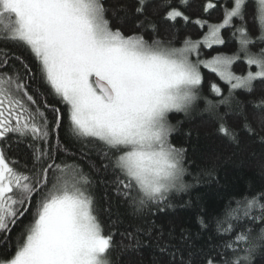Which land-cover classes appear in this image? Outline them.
I'll return each mask as SVG.
<instances>
[{
  "label": "snow or ice",
  "instance_id": "snow-or-ice-1",
  "mask_svg": "<svg viewBox=\"0 0 264 264\" xmlns=\"http://www.w3.org/2000/svg\"><path fill=\"white\" fill-rule=\"evenodd\" d=\"M187 3L120 0L110 7L108 0H0V40L24 45L36 63L34 70L22 57L0 50V245L12 249L0 256V264H119L114 253L139 246V233H127V243L116 242L112 227L119 215L113 219L109 206L104 212L110 226L101 219L91 173H111L106 183L136 215L152 206L171 207V197L189 186L187 149L172 142L177 127L170 113L187 115L202 100L208 118L236 147L242 133L264 146V90L259 99L237 96L238 91L256 96L257 83L264 86V0H255L252 15L258 35L246 19L248 0H230L220 22L194 21L207 27L202 39L186 37L177 47L160 38L154 17L188 23ZM215 7L207 0L204 11ZM121 17L131 19L130 31ZM225 29H232L237 50L202 59V48L225 43ZM240 60L248 67L243 74L233 70ZM202 69L227 85V95L214 82L210 88L218 99L201 95ZM37 79L47 95L34 87ZM65 113L80 144L78 155L61 141ZM230 119L239 121V131L229 126ZM11 137L17 143L30 139L31 166L7 155ZM93 153L102 160L99 167L91 161ZM81 159L89 160V172ZM200 224L207 227L204 219ZM260 226L264 193L229 206L217 221L224 242L190 252L179 264H254L264 250Z\"/></svg>",
  "mask_w": 264,
  "mask_h": 264
},
{
  "label": "trees",
  "instance_id": "trees-1",
  "mask_svg": "<svg viewBox=\"0 0 264 264\" xmlns=\"http://www.w3.org/2000/svg\"><path fill=\"white\" fill-rule=\"evenodd\" d=\"M119 2L120 0H108L107 6L115 7ZM206 2L207 0H188L183 9L190 17L188 23L178 20L173 25L163 20L162 15L154 17L158 28L157 34L161 39L172 40L177 47L181 46L186 37H191L193 40L202 39L204 33L207 32V27L200 28L194 21L199 18L209 23L220 22L223 18V8L230 6V0H213L216 7L205 12ZM248 4L246 19L253 34L258 35V26L252 27L255 0H248ZM120 22L126 25L125 31L132 29L131 19L124 21L121 17ZM235 23L239 25V21ZM231 33L232 29L223 30L225 43L213 45L211 49L202 48L201 58H211L218 53L231 55L235 52L238 44ZM0 50H7L10 57H22L35 70L34 57L24 45L0 40ZM252 50L258 49L254 47ZM10 63L19 67L14 59L10 60ZM233 70L237 74H243L248 67L243 60H240L233 66ZM252 70L255 71V68ZM202 71L204 81L201 85V95L203 97L209 100L218 99L210 88L213 82L223 88L227 95L226 84L220 81L214 73L206 69ZM33 85L41 93L47 95V88L38 79L33 82ZM256 89V96L241 94V91L237 92V96L241 101L259 99V93L264 90V86L257 83ZM48 100L64 112V106L55 97L48 96ZM203 109L204 103L201 100L198 106L187 115L183 112L169 114L170 122L177 127L172 142L177 147L182 146L187 149L188 172L184 181L189 186L186 191L175 193L171 197V207L161 206L162 210L158 211L156 206H152L150 211H145L143 215H136L124 201L115 196L112 187L106 183L112 179L111 173H105L102 169L98 173H91L95 180L94 195L101 219L106 226H110L109 218L104 212V209L109 206L112 209L113 219L119 215L120 222L112 227L116 233V242L118 244L127 243L125 239L127 233H139V246L123 252L117 249L114 253L119 264H179L180 259L187 257L190 252H197L200 249L207 250L209 247L222 244L224 241L221 234L217 232V221L224 218L229 206L235 208L236 202L264 193V146L242 133L243 143L236 147L229 138L219 133L217 125L208 118ZM221 111H225L223 106ZM49 119H52L50 113ZM228 123L230 127L239 131L238 120L230 119ZM60 137L70 151L79 154L80 144L70 131L66 113L62 121ZM16 140V137L8 140L7 155L20 161L21 164L27 162L31 166V149L27 147V144L31 142L30 139L20 143ZM58 155L62 154L58 153ZM91 161L97 167L102 163L100 156L96 153L91 154ZM79 163L86 172L90 171L89 160L81 159ZM201 219L206 222V228L201 227ZM239 223L244 224V221L241 220ZM153 225L155 227H152ZM246 226L252 227L254 232L259 231V227L254 225ZM144 229L151 233L150 237L142 231ZM19 231V227L13 230L11 234L13 242ZM182 236H190L191 239L186 241ZM11 250V246L5 249L3 245H0V256ZM254 264H264V250L256 253Z\"/></svg>",
  "mask_w": 264,
  "mask_h": 264
}]
</instances>
